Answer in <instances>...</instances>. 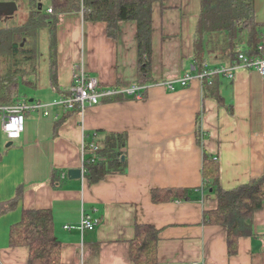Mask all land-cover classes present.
<instances>
[{
	"label": "crops",
	"instance_id": "0c3cea01",
	"mask_svg": "<svg viewBox=\"0 0 264 264\" xmlns=\"http://www.w3.org/2000/svg\"><path fill=\"white\" fill-rule=\"evenodd\" d=\"M198 12L199 0L154 4V82L141 97L119 93L83 111L59 105L48 106L47 114L27 111L15 140L0 124V202L16 199L0 215V264H28V247L11 246L10 229L23 211L40 209L52 214L59 264H133L129 251L136 225L159 231L157 264H264V203L250 232L229 253L225 226L204 221L217 196L203 188L201 174L206 153L218 159V182L225 190L264 175V75L243 67L230 78L218 75L221 103L205 93L199 79L174 90L157 84L192 71ZM255 14L264 31V0H255ZM136 28L134 21H121L113 38L105 22L87 21L81 11L62 13L54 35L55 84L47 62L44 85L39 77L22 81L19 100L49 103L63 97L79 64L100 87L137 85ZM108 133L126 137L124 171L93 183L82 172L69 175L83 166V145L98 146ZM185 189L191 199L177 192ZM82 213L97 220L93 229L64 228L78 225Z\"/></svg>",
	"mask_w": 264,
	"mask_h": 264
},
{
	"label": "trees",
	"instance_id": "16d2710c",
	"mask_svg": "<svg viewBox=\"0 0 264 264\" xmlns=\"http://www.w3.org/2000/svg\"><path fill=\"white\" fill-rule=\"evenodd\" d=\"M10 1V0H0ZM17 3V0H12ZM160 0H50L51 12L42 10L39 0H27L26 18L15 22L16 11L11 15L0 13V104H13L22 96L21 82L38 80V41L42 30L49 40L50 79L55 84V26L62 13L81 11L83 18L92 22H105L107 33L115 38L118 23L134 21L138 48L139 86L153 83L152 11ZM24 41V42H22ZM248 58L264 57V31L257 21L255 0H199V12L192 40V60L196 72L204 63L212 66L229 65L237 60L238 53ZM212 58V63H210ZM218 75L204 78L205 93L222 102L217 89ZM143 91V90H142ZM63 96L69 90H63ZM143 94V93H142ZM71 111H78L76 105ZM88 143V142H87ZM126 137L121 133H108L94 151L86 145L83 161L84 175L89 183L102 179L112 172H123V148ZM203 188L212 189L217 196L215 209L204 211V221L221 224L226 228L229 253L236 251L237 240L250 232L254 213L264 203V175L229 190L219 186V164L216 157L204 153L201 168ZM54 177L58 174L54 172ZM172 193L173 191H169ZM184 199H191V190L177 191ZM153 199L158 200L156 191ZM16 199L0 202V215L12 209ZM158 230L151 225H136L130 241L129 255L133 264H157L156 243ZM11 246L25 245L29 249L28 264H59L60 242L54 235L53 218L49 210H25L19 222L10 229Z\"/></svg>",
	"mask_w": 264,
	"mask_h": 264
},
{
	"label": "built area",
	"instance_id": "2783aa9c",
	"mask_svg": "<svg viewBox=\"0 0 264 264\" xmlns=\"http://www.w3.org/2000/svg\"><path fill=\"white\" fill-rule=\"evenodd\" d=\"M51 12V9H47ZM237 67L253 69L264 75V57L248 58L243 53H238L237 60L229 65L212 66L209 63H204L201 72H196L195 67L191 72H188L176 79H164L157 82L158 85H163L169 90H174L176 85L185 87L193 79H210L214 75H223L230 78ZM143 86L127 85L124 87H100L98 79L90 75L83 64H79L72 76V82L67 96L60 97L49 103L41 101L19 100L13 104H0V124L7 138L15 140L20 137L24 130L25 113L27 111L44 110L48 113V106L59 105L63 107H71L76 105L79 111H83L86 107L98 104L102 99L112 97L116 94H124L131 97H141ZM98 148L96 144H90V150L94 151ZM86 144L83 145V154L86 155ZM84 173V166L81 168ZM97 224V220L87 213H82L78 225H65V229L77 228L81 232L87 229H93Z\"/></svg>",
	"mask_w": 264,
	"mask_h": 264
},
{
	"label": "rangeland",
	"instance_id": "374dc122",
	"mask_svg": "<svg viewBox=\"0 0 264 264\" xmlns=\"http://www.w3.org/2000/svg\"><path fill=\"white\" fill-rule=\"evenodd\" d=\"M37 1V0H35ZM40 6L42 10H46L48 6L50 5V0H39ZM17 9H16V17H15V22H23L24 19L26 18V5H27V0H17ZM24 42V41H22ZM49 40L47 38V32L42 30L40 33V39L38 41V71L39 73V79L40 85L43 84V80L48 76V70H47V62L49 60Z\"/></svg>",
	"mask_w": 264,
	"mask_h": 264
},
{
	"label": "water",
	"instance_id": "95a60500",
	"mask_svg": "<svg viewBox=\"0 0 264 264\" xmlns=\"http://www.w3.org/2000/svg\"><path fill=\"white\" fill-rule=\"evenodd\" d=\"M17 9V4L15 1H0V13H4L7 16L14 13ZM68 174L73 177H79L81 174L80 169H72L68 171Z\"/></svg>",
	"mask_w": 264,
	"mask_h": 264
}]
</instances>
